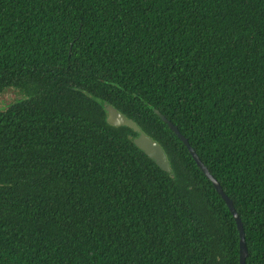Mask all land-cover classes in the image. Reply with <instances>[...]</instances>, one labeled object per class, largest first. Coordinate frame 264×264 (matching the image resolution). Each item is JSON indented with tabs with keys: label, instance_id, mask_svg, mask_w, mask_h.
Instances as JSON below:
<instances>
[{
	"label": "trees",
	"instance_id": "16d2710c",
	"mask_svg": "<svg viewBox=\"0 0 264 264\" xmlns=\"http://www.w3.org/2000/svg\"><path fill=\"white\" fill-rule=\"evenodd\" d=\"M0 264H264V0H0ZM106 103L165 150L163 170Z\"/></svg>",
	"mask_w": 264,
	"mask_h": 264
},
{
	"label": "water",
	"instance_id": "95a60500",
	"mask_svg": "<svg viewBox=\"0 0 264 264\" xmlns=\"http://www.w3.org/2000/svg\"><path fill=\"white\" fill-rule=\"evenodd\" d=\"M105 107L107 110V120L110 124L115 126H127L132 128L135 132L138 133V135L134 139L135 144L140 149H142L148 156L153 158L163 170L166 171L171 170L170 162L168 160L165 150L155 139H153L151 136L145 133L133 118H130L125 114H123L122 112H120L119 109L115 107L113 104L106 103ZM155 111L173 128L176 134L185 142V144L189 148L190 152L192 153L198 165L201 167L203 172L212 180L214 186L216 187L218 192L222 195L223 199L226 201L227 205L229 206L236 220L240 234V264H246V259L248 256V247L246 243L245 230H244L243 222L234 206L233 200L225 193L222 185L218 182L216 177L210 173L207 166L202 162L195 149L189 143L188 138L185 137L180 132L178 127L175 124H173L164 114H162L157 109H155Z\"/></svg>",
	"mask_w": 264,
	"mask_h": 264
},
{
	"label": "rangeland",
	"instance_id": "374dc122",
	"mask_svg": "<svg viewBox=\"0 0 264 264\" xmlns=\"http://www.w3.org/2000/svg\"><path fill=\"white\" fill-rule=\"evenodd\" d=\"M24 97H26V94L19 88H8L0 95V108L6 107Z\"/></svg>",
	"mask_w": 264,
	"mask_h": 264
}]
</instances>
